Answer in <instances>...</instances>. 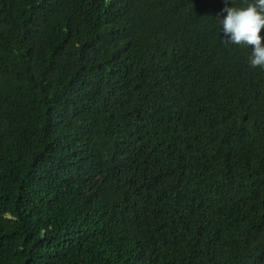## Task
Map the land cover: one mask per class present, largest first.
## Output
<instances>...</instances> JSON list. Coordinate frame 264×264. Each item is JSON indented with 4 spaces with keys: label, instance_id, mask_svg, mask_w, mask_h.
Returning <instances> with one entry per match:
<instances>
[{
    "label": "trees",
    "instance_id": "obj_1",
    "mask_svg": "<svg viewBox=\"0 0 264 264\" xmlns=\"http://www.w3.org/2000/svg\"><path fill=\"white\" fill-rule=\"evenodd\" d=\"M224 6L0 0V264H264V68Z\"/></svg>",
    "mask_w": 264,
    "mask_h": 264
},
{
    "label": "clouds",
    "instance_id": "obj_2",
    "mask_svg": "<svg viewBox=\"0 0 264 264\" xmlns=\"http://www.w3.org/2000/svg\"><path fill=\"white\" fill-rule=\"evenodd\" d=\"M224 5L217 17L222 26L223 42L252 46L251 67L264 68V38L261 36L264 29V0H252L245 7H232L229 0H224Z\"/></svg>",
    "mask_w": 264,
    "mask_h": 264
}]
</instances>
